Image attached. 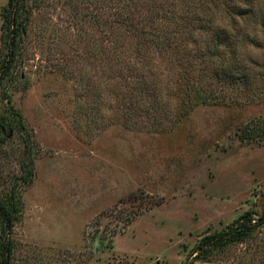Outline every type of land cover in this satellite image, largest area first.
Masks as SVG:
<instances>
[{
  "label": "rangeland",
  "instance_id": "obj_1",
  "mask_svg": "<svg viewBox=\"0 0 264 264\" xmlns=\"http://www.w3.org/2000/svg\"><path fill=\"white\" fill-rule=\"evenodd\" d=\"M246 3L254 18L223 27L224 48L214 49L218 33L198 32L145 65L106 56L109 28L84 16L103 8L111 21V1L29 0L0 91V111L11 106L24 125L0 154V196L13 179L22 197L11 264H182L205 235L262 215L264 0ZM220 12L215 24H227ZM130 35L120 36L127 51ZM194 264H264V224Z\"/></svg>",
  "mask_w": 264,
  "mask_h": 264
},
{
  "label": "trees",
  "instance_id": "obj_2",
  "mask_svg": "<svg viewBox=\"0 0 264 264\" xmlns=\"http://www.w3.org/2000/svg\"><path fill=\"white\" fill-rule=\"evenodd\" d=\"M113 8V19L108 20L103 8L98 12L89 14L86 18L93 19L103 29L109 28V35L103 41H110L112 47L102 45L104 53L109 51V58L115 59L116 63L124 62L127 58L141 61L142 64L153 63L156 50L158 58L174 57L186 46V41L193 38L198 32L206 35H213L214 49L224 48L228 45L227 37H223V31L228 33V26L231 31L237 32L238 25L254 18L250 8H247L246 0H180L183 4L178 6V0H109ZM221 7V12L218 10ZM29 0H6L1 8L0 23V91L3 82L14 75L20 55L21 46L25 39L31 14ZM220 12L221 19L227 24H215L217 18L215 13ZM89 16V17H88ZM89 18V19H90ZM224 22V21H223ZM125 30H124V29ZM264 30V24H262ZM121 30V31H120ZM126 31L134 39V46L131 51L125 49L121 41V32ZM230 32V31H229ZM221 34V36H220ZM256 46L264 48L263 43H255ZM154 47V48H153ZM211 51L206 56H214ZM123 69V68H121ZM264 79V77H263ZM201 93L196 94L202 98ZM2 98L9 101V95L4 92ZM257 129V127H256ZM255 129V130H256ZM14 130L24 132V125L20 120V114L14 111L11 106L0 111V154L3 145L12 136ZM262 131V130H261ZM250 129L245 130L247 134H258ZM24 150L25 174L20 178L24 182H30L33 176L32 157L29 150L28 137ZM12 186H9L6 193L0 196V264H11L15 247L12 236L15 223L22 212V197L16 180L12 179ZM264 224V212L256 217L251 211L240 214L226 228L202 237L191 252V260L182 264H194L195 261L204 262L208 254L214 250L224 248L236 242L244 241L251 236L258 227Z\"/></svg>",
  "mask_w": 264,
  "mask_h": 264
}]
</instances>
